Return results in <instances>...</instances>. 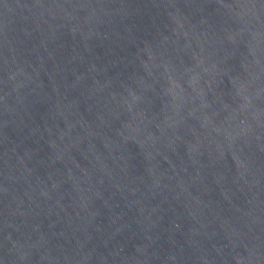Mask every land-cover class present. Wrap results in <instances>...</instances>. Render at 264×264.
Masks as SVG:
<instances>
[{"label":"water","instance_id":"1","mask_svg":"<svg viewBox=\"0 0 264 264\" xmlns=\"http://www.w3.org/2000/svg\"><path fill=\"white\" fill-rule=\"evenodd\" d=\"M0 264H264V0H0Z\"/></svg>","mask_w":264,"mask_h":264}]
</instances>
